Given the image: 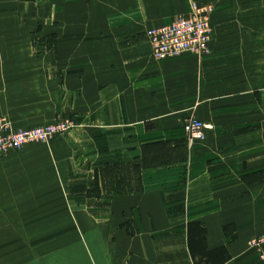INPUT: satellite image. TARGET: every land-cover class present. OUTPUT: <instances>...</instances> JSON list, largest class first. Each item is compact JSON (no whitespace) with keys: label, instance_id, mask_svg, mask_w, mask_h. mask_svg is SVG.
Segmentation results:
<instances>
[{"label":"crops","instance_id":"1","mask_svg":"<svg viewBox=\"0 0 264 264\" xmlns=\"http://www.w3.org/2000/svg\"><path fill=\"white\" fill-rule=\"evenodd\" d=\"M114 1V27L146 11ZM100 16L99 0H0V120L67 116L78 174L100 182L135 165L140 187L101 192L88 210L38 208L64 198L42 186L69 178L45 183L22 175L31 161L0 159V264H261L249 243L264 235V52H221L216 34L201 57L86 52ZM52 34L54 50L33 51ZM191 117L211 125L205 140L182 131ZM155 149L171 155L149 164Z\"/></svg>","mask_w":264,"mask_h":264},{"label":"rangeland","instance_id":"2","mask_svg":"<svg viewBox=\"0 0 264 264\" xmlns=\"http://www.w3.org/2000/svg\"><path fill=\"white\" fill-rule=\"evenodd\" d=\"M85 1L92 3V0ZM111 1L99 0L101 3L99 26L91 24V21L86 23V52H152L148 39V32L152 28L170 24L180 17L191 15L195 10L206 11L211 19L212 35L208 43L207 53L210 52L211 48H215L212 45L213 42L211 43L215 39L213 38L215 34L224 35L219 37L220 41L215 43L218 44L217 46L214 44L216 48L222 50L221 52H264V0H128V3H125L124 0H116L113 4L116 7L126 4L129 8L137 6L138 9H146V11L139 12L140 16L137 22L132 21L127 25L120 24L116 27L110 24L107 8L104 9L103 7L108 6ZM114 9L116 8L114 7ZM154 17L160 19L156 21L163 19L164 22L161 24L158 22L152 23L155 22L153 21ZM111 18L113 19L112 16ZM147 20L148 24H145ZM134 22L136 24H132ZM133 26L134 28H132ZM97 27L101 30V34L100 37L97 36L96 38ZM110 27L113 28L110 29ZM124 27L132 29L124 32ZM114 28L115 31L113 32ZM33 44L34 52L54 50L56 47L55 35L36 37ZM182 56L201 57L193 54ZM64 123L69 126L64 134H58L47 141L27 142L15 152L0 157V159L16 160V162H19L18 164H26L31 161L32 167L28 165L22 167V175H30L32 172L37 173V175L45 178V183L54 181L52 177L55 176L57 170L64 178H69H67L68 181L65 179V182L60 184L52 183L42 186V189L45 188V191L52 192V194L62 193L64 198H54L51 202L46 201L45 205L43 204L38 208H84L88 210L94 207L93 200L101 192H109L112 189L117 191L139 189L140 175L139 169L135 165L104 169L101 171L103 177L100 182L98 179L94 181L92 174L85 173L84 176L78 174L76 154L75 152H69L70 144L75 141V137H72L71 133L76 124L67 116L59 115L52 122L24 128H13L9 122L0 120V125L6 124L15 132L46 129ZM54 150L56 155L51 156ZM170 155L164 149H161L159 153L155 149L153 154L150 153L149 164L160 162L158 157H161V161H163L165 157ZM55 166L57 169H54ZM19 176L20 174L16 175V177ZM82 187H84V190H82ZM83 191L85 192L84 200L80 198L82 196L80 193ZM134 228V225L130 227L131 230H134ZM261 238H264V235L252 239L249 247L256 251L259 261L264 264V242H260Z\"/></svg>","mask_w":264,"mask_h":264},{"label":"built area","instance_id":"3","mask_svg":"<svg viewBox=\"0 0 264 264\" xmlns=\"http://www.w3.org/2000/svg\"><path fill=\"white\" fill-rule=\"evenodd\" d=\"M212 35V24L206 11L195 10L191 15L180 17L170 24L152 28L148 39L152 57L157 61L178 58L185 54L205 55ZM182 129L189 142L203 141L211 125L196 118L185 119ZM67 123L46 129L15 132L6 124L0 125V157L20 149L27 142L47 141L68 130ZM261 243L264 238H261Z\"/></svg>","mask_w":264,"mask_h":264},{"label":"bare ground","instance_id":"4","mask_svg":"<svg viewBox=\"0 0 264 264\" xmlns=\"http://www.w3.org/2000/svg\"><path fill=\"white\" fill-rule=\"evenodd\" d=\"M183 17H185V16H183ZM149 43H150V41H149ZM151 45V44H150ZM151 50H152V47H151ZM191 118H195V117H191ZM191 118H186V119H191ZM181 128H182V126H181Z\"/></svg>","mask_w":264,"mask_h":264}]
</instances>
